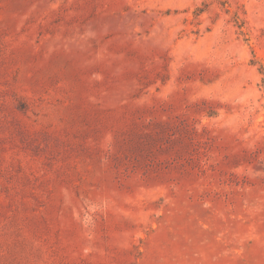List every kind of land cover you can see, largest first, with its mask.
I'll return each mask as SVG.
<instances>
[{
	"label": "rangeland",
	"instance_id": "obj_1",
	"mask_svg": "<svg viewBox=\"0 0 264 264\" xmlns=\"http://www.w3.org/2000/svg\"><path fill=\"white\" fill-rule=\"evenodd\" d=\"M0 264H264V0H0Z\"/></svg>",
	"mask_w": 264,
	"mask_h": 264
}]
</instances>
